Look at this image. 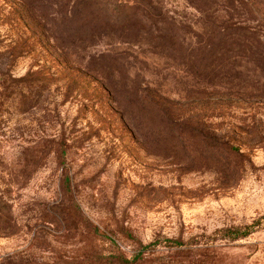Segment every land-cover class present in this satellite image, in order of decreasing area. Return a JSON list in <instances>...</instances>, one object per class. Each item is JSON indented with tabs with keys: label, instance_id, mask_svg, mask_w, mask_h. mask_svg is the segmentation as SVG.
Masks as SVG:
<instances>
[{
	"label": "rangeland",
	"instance_id": "obj_1",
	"mask_svg": "<svg viewBox=\"0 0 264 264\" xmlns=\"http://www.w3.org/2000/svg\"><path fill=\"white\" fill-rule=\"evenodd\" d=\"M66 173L148 264H264V0H0V259L109 248L47 222Z\"/></svg>",
	"mask_w": 264,
	"mask_h": 264
},
{
	"label": "trees",
	"instance_id": "obj_2",
	"mask_svg": "<svg viewBox=\"0 0 264 264\" xmlns=\"http://www.w3.org/2000/svg\"><path fill=\"white\" fill-rule=\"evenodd\" d=\"M1 74L5 73L2 72ZM140 98H148L153 102L155 96L148 91H144ZM58 148L56 156L60 159L66 154V149L62 148L60 144H58ZM60 185L61 189L58 191L59 201L52 206L53 211L45 215V217L49 218L47 222L63 228L66 232L73 231L79 233L81 236L88 235L95 239H102L103 242H108L109 248L105 251H98L95 247L85 248L84 252L76 257L78 259L74 258V256L58 254L51 262H38L30 259L16 261L10 257H6L0 259V264H148L147 256L149 255V251L152 252L157 247L156 245L160 243L159 240L149 245L138 242L133 251L128 252L124 250L119 240L116 239V234H114V237H109L105 230L92 223L84 215L68 173L65 176L64 174L62 175ZM3 198L0 194V220L4 221L6 228L9 229L11 223L14 225V218H12L10 205ZM251 229L252 226L247 227L244 231L230 229L224 231L223 236L233 238L247 236ZM165 242L170 247H181L184 245L182 241L174 239H165Z\"/></svg>",
	"mask_w": 264,
	"mask_h": 264
}]
</instances>
